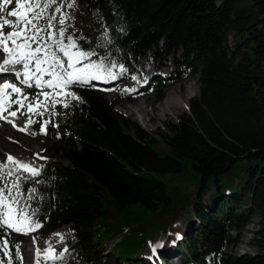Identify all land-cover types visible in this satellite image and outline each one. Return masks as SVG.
<instances>
[{
    "label": "trees",
    "instance_id": "trees-1",
    "mask_svg": "<svg viewBox=\"0 0 264 264\" xmlns=\"http://www.w3.org/2000/svg\"><path fill=\"white\" fill-rule=\"evenodd\" d=\"M67 2L56 0L61 13L84 18L92 59L140 66L171 56L164 80L195 76L197 90L187 114L149 135L93 84L68 89L82 99L68 97L46 130L44 170L21 183L26 196L36 190L37 237L66 226L64 245L85 264H140L144 232L163 222L169 228L160 232L180 240L165 237L162 251L182 254L179 264H264V0H76L74 9ZM105 28L106 45L98 41ZM252 216L255 251L226 254ZM9 256L17 262L12 247Z\"/></svg>",
    "mask_w": 264,
    "mask_h": 264
},
{
    "label": "snow or ice",
    "instance_id": "snow-or-ice-1",
    "mask_svg": "<svg viewBox=\"0 0 264 264\" xmlns=\"http://www.w3.org/2000/svg\"><path fill=\"white\" fill-rule=\"evenodd\" d=\"M12 4L13 0H0V55L3 56L0 61V74L6 73L9 67L15 68L19 65L20 70L13 74L23 87L8 81L0 83V119H6L5 112L15 117L21 110H26L21 114L29 115L28 124H31L33 121L30 114L43 116L44 112L58 104L68 108V97L81 101V97L68 90L71 87L88 85L93 81L107 83L117 79V72L113 69L118 68L120 73L127 71L124 65H118L116 61L106 63L107 55L92 59L97 56L95 49L85 50L79 44V40L84 37L74 38L70 33L66 35L68 21L73 17L61 13L65 5H57L56 0H15V7L8 10L7 6ZM53 5H56L53 14L47 16L46 26H41L39 21L45 18L44 14L53 8ZM66 6L74 9L76 0H68ZM55 13H61L59 19ZM53 21L57 23L53 24ZM5 27L12 30L5 32ZM52 41L55 43H50ZM98 41H103L105 45L110 43L107 28L98 37ZM32 87L39 90L34 97L24 91L25 88ZM13 104L18 108L9 111ZM47 123L49 121H44L41 131L46 132ZM7 164L13 165L14 168L5 172ZM20 171L33 179L41 174L40 168L18 161L10 155L6 164L0 165V229L28 235L43 225L34 219L36 210L29 211L31 206L28 201L35 198L36 190L28 189L29 194L26 196L21 190V177L12 179ZM33 244H36L35 237ZM8 247L9 241L0 238V250H3L5 255H9ZM162 247V244L154 245L153 253ZM15 248V258L18 264H23L19 244H16ZM59 259H63V256L58 255L51 244L44 249L36 248L35 264Z\"/></svg>",
    "mask_w": 264,
    "mask_h": 264
},
{
    "label": "rangeland",
    "instance_id": "rangeland-1",
    "mask_svg": "<svg viewBox=\"0 0 264 264\" xmlns=\"http://www.w3.org/2000/svg\"><path fill=\"white\" fill-rule=\"evenodd\" d=\"M11 10L15 7V0H13V4L10 5ZM9 6V7H10ZM69 16L73 17L68 21L67 24V34H73L74 38L84 37V39L79 40V44L82 46L83 49L87 50L88 44L87 40H90L93 38V35H91V31L89 27L87 26V23L84 21V18L81 16V14H68ZM85 15V11H84ZM44 19H41L39 21V24L41 26H46L47 24V15L44 14ZM14 19V18H11ZM53 24H56V21L52 22ZM57 27H59L57 25ZM9 29V28H6ZM12 29H9L8 31H11ZM7 32V31H6ZM62 55V54H60ZM118 62H124V67L127 70L126 72L120 73L119 69L116 68L113 71L117 72V79L112 80L109 83H103L110 85L109 88H111L112 92L108 91H102L104 95V98L107 102H111L113 99L115 100V106L114 110L117 112L122 118L126 119L129 122L136 123L143 131L151 135L153 132L160 130L163 131V125L166 123H174L176 121V118L181 114H187V109L184 108L183 104H188V101L195 96L196 90H197V83H196V77H188L181 82L178 83H168V80H164L166 76L170 74V72L173 70L174 65L172 63V57L169 56L167 58L163 59H148L145 62H143L142 65L137 66L132 62L125 61L123 57L118 58ZM135 77V79H133ZM114 81V82H113ZM97 82V81H93ZM113 82V83H112ZM164 83L166 85L165 88H157L155 85L156 83ZM98 84L99 81L97 82ZM191 85V89L187 88ZM105 90V89H104ZM159 90V92H158ZM125 93V94H124ZM169 93H174V97H177V103H178V110H176L173 113H169L167 116L161 117V116H154L159 107V105L162 104L164 99ZM187 97H189L187 99ZM43 99V97H41ZM68 101V98H67ZM137 105H141L142 109L144 110V114H137V113H128L130 110H134ZM182 105V107H181ZM14 110L18 108L17 105L13 106ZM127 108L130 110L126 112ZM64 107L58 104L55 108H50L49 111L44 112L43 116L39 115H31V119L33 121V118H41V122L44 123V121H49L47 123L48 128H54L56 124L60 121V113H62ZM26 110H21L18 113H21ZM50 113H55V115H52ZM17 116V115H16ZM19 117V116H18ZM142 117L146 120L147 124L143 123ZM26 118V120L24 119ZM29 115L21 114L20 120H21V126L18 125V129L21 130V133H14L12 130L8 128L5 129L6 139L5 141L8 143H13L11 145H7V147H0V164L3 163L6 164L7 157L10 155L13 158H15L18 161L22 162H31V165L34 167L40 168L41 172L45 168V159H41L38 157H42V152L44 151L46 146L48 147L49 143L47 141V138L44 134H42V131L40 129V132L37 131L34 128V125L32 128H28L25 126L28 124ZM1 125V123H0ZM7 127V126H6ZM24 127V128H23ZM3 128H0V130ZM28 153V154H27ZM11 164H7L5 172H7L11 168ZM16 176L21 177V183L23 181H30V177L27 173L20 171L16 173L12 179H15ZM185 176L189 177V171L185 172ZM238 176V175H235ZM239 180H242V176L238 177ZM236 178L233 180V183L236 182ZM227 183V182H226ZM232 184V183H230ZM231 186V185H230ZM212 192V189L209 193ZM206 196L203 198V201L206 200ZM23 203V201H22ZM28 204H30L29 211L34 210V204L32 201H28ZM257 218L256 216H252L249 220V223L244 227L243 231L240 233V236L237 240V243L234 244L232 247H229L226 250V254L230 255H243V254H251L255 251V248L249 243L252 238V233L256 229ZM187 224L186 218H181L175 223V227L177 228H184ZM192 224H196L195 221L192 222ZM189 226L190 223H189ZM153 227L157 230L156 233H152L151 231L146 230L143 235L144 239V246L142 249L141 254V260L138 262L142 264V261L149 262V257L151 256V252L153 251V246L157 244H162L165 241V237H171L174 238L175 233H161V230L168 229L169 226L165 225L163 222L156 223L153 225ZM59 230V229H58ZM57 230V231H58ZM62 231V234L56 237L53 241L50 240L51 236L56 234V231L53 233H50L49 235L45 236L43 239L38 241V245L40 249H44L48 247L49 243L53 247L56 246V244L62 242L65 240V236L67 235V227L63 226L60 228ZM38 233V230L35 232L30 233L33 237H36ZM20 235V236H18ZM123 235L121 233L116 239L120 238ZM229 235L231 237L234 236L233 232H229ZM61 236L63 239H61ZM0 238L7 239L9 241V244L13 247V250L16 253L15 245L19 244L20 253L23 256V264H31V255L29 253V250L27 248L32 244V238L27 235L23 234H13L11 230L8 229H0ZM179 240V239H178ZM113 241H109L106 243V245H110ZM179 244V243H178ZM94 249L99 252L101 255V260H103L106 252L105 249L102 247V245L96 244L94 245ZM161 250L162 248H158ZM27 250V251H26ZM26 254H25V253ZM164 257H169L170 261L173 264H179L181 261H183L182 254L174 251L173 249H169L168 251H162ZM2 253H4L2 251ZM25 255V256H24ZM58 255H62L63 259L56 260L55 263L57 264H85L83 260H81L75 251L73 250H64L61 249L58 251ZM26 258V259H25ZM2 262V261H1ZM0 262V264H1ZM119 264V263H118ZM127 264H131V262H127ZM159 264H163V261Z\"/></svg>",
    "mask_w": 264,
    "mask_h": 264
},
{
    "label": "bare ground",
    "instance_id": "bare-ground-1",
    "mask_svg": "<svg viewBox=\"0 0 264 264\" xmlns=\"http://www.w3.org/2000/svg\"><path fill=\"white\" fill-rule=\"evenodd\" d=\"M3 59V56L2 55H0V60H2ZM8 75V73H3V74H0V80L2 79V78H5L6 76ZM187 88H189V89H191L192 90V88H191V85H189V87H187ZM189 97H187V99H188ZM14 106V105H13ZM183 106H184V108H187L186 107V105L185 104H183ZM181 107H182V105H181ZM179 108H178V103H177V97H174V93H169L167 96H166V98L164 99V101L162 102V104L161 105H159V107L157 108V110H156V112L157 113H155L154 114V116H161V117H164V116H167L169 113H173V112H175L176 110H178ZM130 109L129 108H127V110H126V112H128ZM128 113H132V114H134V113H137V114H139V115H141V114H144V110L142 109V107H141V105H137L136 106V108L134 109V110H130V112H128ZM17 116H19V117H21V113H17ZM142 121H143V123L145 124H147V122H146V120L142 117ZM0 123H1V125H0V128H3V129H1L0 130V147L1 146H3V147H7V145H11V144H13V143H8V142H6L5 141V139H6V134L7 133H5V129L4 128H8V129H10V127L8 126L9 124H6V123H4V122H1L0 121ZM7 126V127H6ZM28 127V126H27ZM10 130H12V129H10ZM14 133H18V132H20L21 133V130H19V131H14V130H12ZM28 154V153H27ZM24 163H28V164H31V162H24ZM13 166V165H12ZM12 232V231H11ZM13 234H19V233H15V232H12ZM55 233V232H54ZM57 234H62V231L59 229L58 231L56 230V234H54V235H52L51 236V238H50V240L51 241H53L56 237H58L59 235H57ZM18 236H20V235H18ZM20 238H21V236H20ZM48 243L49 244H51L49 241H48ZM27 251V250H26ZM25 253V252H24ZM26 254V253H25ZM25 256V255H24ZM26 259V258H25ZM31 264H35V260H32V255H31Z\"/></svg>",
    "mask_w": 264,
    "mask_h": 264
}]
</instances>
